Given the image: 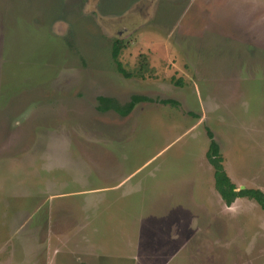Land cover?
Wrapping results in <instances>:
<instances>
[{
    "label": "rangeland",
    "instance_id": "rangeland-1",
    "mask_svg": "<svg viewBox=\"0 0 264 264\" xmlns=\"http://www.w3.org/2000/svg\"><path fill=\"white\" fill-rule=\"evenodd\" d=\"M208 129L264 192V0H0V264H264Z\"/></svg>",
    "mask_w": 264,
    "mask_h": 264
},
{
    "label": "trees",
    "instance_id": "trees-1",
    "mask_svg": "<svg viewBox=\"0 0 264 264\" xmlns=\"http://www.w3.org/2000/svg\"><path fill=\"white\" fill-rule=\"evenodd\" d=\"M122 51V46L120 42H116L113 47L112 57L117 62L118 70L121 74L124 75L127 79L139 77L145 78V69L144 66L139 69L137 72H132L125 70L123 65L119 62V56ZM99 111H109L113 110L120 114L121 116L125 117L130 115L137 105L150 102L151 100L146 97L142 96H133L131 101L125 105H119L116 100L107 98V97H99ZM152 102V101H151ZM163 105H170L173 107H178V103L173 100H164L161 101ZM207 135L210 140L209 150L207 152V158L210 164L215 169V187L218 191L221 198L224 200L227 206H232L233 203L237 199L247 198L249 200H254L264 211V192L259 189H243L238 190V188L232 183L231 179L227 175L225 168L223 166V157L221 155V147L215 140L214 134L208 129Z\"/></svg>",
    "mask_w": 264,
    "mask_h": 264
},
{
    "label": "crops",
    "instance_id": "crops-1",
    "mask_svg": "<svg viewBox=\"0 0 264 264\" xmlns=\"http://www.w3.org/2000/svg\"><path fill=\"white\" fill-rule=\"evenodd\" d=\"M95 257H97V254L95 255Z\"/></svg>",
    "mask_w": 264,
    "mask_h": 264
},
{
    "label": "water",
    "instance_id": "water-1",
    "mask_svg": "<svg viewBox=\"0 0 264 264\" xmlns=\"http://www.w3.org/2000/svg\"><path fill=\"white\" fill-rule=\"evenodd\" d=\"M244 188H242L241 190H243Z\"/></svg>",
    "mask_w": 264,
    "mask_h": 264
}]
</instances>
